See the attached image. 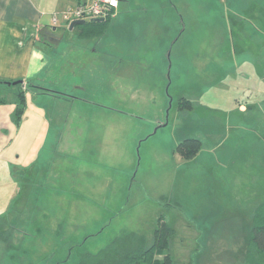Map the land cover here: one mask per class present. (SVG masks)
Returning <instances> with one entry per match:
<instances>
[{
  "label": "rangeland",
  "instance_id": "374dc122",
  "mask_svg": "<svg viewBox=\"0 0 264 264\" xmlns=\"http://www.w3.org/2000/svg\"><path fill=\"white\" fill-rule=\"evenodd\" d=\"M199 1V6L194 9L190 4L186 9L178 2L177 16L168 14L171 26L181 29L184 26L181 40L176 31L173 34L161 31L152 39L156 46L150 47L146 43L149 34L144 41L135 43L146 49L140 57H135L136 62L146 68L151 66L141 74L148 78H143L144 84L128 86L127 77H135L134 71L139 67L123 57L121 60L125 61L120 63L126 66H120L112 81L114 88L119 87L116 94L120 102L111 100L104 92L98 93L101 101L122 112H114L119 115L114 122L121 123L117 130L123 135L116 137L102 154V162L105 167L113 168L112 174L98 169L105 173L99 182L100 179L90 174L96 168L88 165L84 168V177L72 176V186L68 183L72 196L59 193L63 184L57 183L58 192L54 198L45 199L44 207H41L42 203L37 206V201L32 198L35 191L32 183L27 184V190L22 187L24 193L17 207L22 211L24 224L17 225V231L9 228L7 241L1 239L5 233H0V264H75L79 254L97 253L129 233L145 237L149 247L153 244V233L160 218L175 231L168 250L173 264H247L245 255L253 217L257 207L264 202V177H259L261 169L257 166L254 148L259 136H255L252 128L233 129L225 145L219 146L218 143L224 142L225 136L227 139L221 118L235 106V101L248 102L250 99L249 105L255 107L257 79L264 80V72L256 74L254 67L258 54L264 69V24L257 25L255 19L245 18V15L241 18L236 14L233 16L237 8L226 7L224 2L228 0H221L224 6L220 8L204 4L212 0ZM193 10L198 15L189 24L188 16ZM179 13L185 18L183 26L177 22L180 21ZM228 26L235 28L236 34L243 32V40H235V33H229ZM75 33L78 35L79 30L76 29ZM239 45L245 50L242 57L238 53ZM63 49H69L67 40ZM230 54L231 59L226 63ZM239 57L243 61L241 69ZM75 58L77 65H84L89 60L87 55L80 59L73 56V61ZM198 63H203V67ZM35 84L39 88L29 90L26 84L22 88L27 94H38L40 85L37 81ZM88 91L91 96L95 95L91 89ZM182 98L192 100L194 106L208 108L210 114L214 113L215 116H208L200 122L204 126L207 122L216 131L215 135L208 137V130L204 133L196 128L194 134L203 142L201 160L173 167L164 160L158 161L159 150L150 152L147 144L140 151L137 149L139 138L151 125L150 122L144 125L140 120L163 116L173 105V100L176 109ZM131 112H135L136 119L128 117ZM185 112L176 119L177 123L181 122L183 136L191 134L187 132L191 128L188 125L191 118L185 121L182 117ZM199 120L192 118V121ZM58 122L62 121L58 119ZM72 123L77 124L76 119ZM133 123L136 124L134 129ZM68 139L71 142L76 138ZM133 142L137 144L136 152L132 151ZM222 146L228 153L223 152ZM62 159L63 154H57V162ZM72 164H79L78 160H72ZM133 164L135 175L131 173L129 176ZM111 181H116L114 186ZM18 213L17 217L21 218ZM13 218L14 214L11 221Z\"/></svg>",
  "mask_w": 264,
  "mask_h": 264
},
{
  "label": "crops",
  "instance_id": "0c3cea01",
  "mask_svg": "<svg viewBox=\"0 0 264 264\" xmlns=\"http://www.w3.org/2000/svg\"><path fill=\"white\" fill-rule=\"evenodd\" d=\"M178 2H181L186 9L189 4L192 9L200 4L199 0L195 2L120 0L119 8L112 17L106 33L101 37L82 39L75 33L76 26L70 29L71 23L65 22L61 16L63 11L77 5L74 0H0V80L12 82L22 80L24 83L35 80L40 87L49 90L43 93L39 90L38 94L35 92L27 94V109L19 126L14 120L17 91L12 89L5 92L7 103L0 106V206L2 207L0 233L7 232L9 228L17 231V225L24 224L22 211L20 212L21 209L17 204L24 193L22 187L27 190V184H33L35 191L32 193V198L37 201V206L40 207L42 203V207L46 202L45 199L49 200L50 196L54 198V194L58 192L57 183L63 184L59 193L72 196L73 192L67 186L68 183L72 186V176L84 177L86 175L84 168L88 165L96 168L90 174L100 179L99 182H102L105 173L99 172L98 169H105L112 174L113 168L104 166L102 154L109 144L114 143L116 137L123 135L122 133L119 135L117 130L121 123L114 122V119L119 118L114 112H122L101 101L98 93L104 92L111 100L120 102V97L116 94L119 87L114 88L112 81L120 66H126L123 62L120 63L125 61L121 60L123 57H127L129 59L127 61L135 62L139 67L138 71H134L135 77H127L128 86L136 87L141 83L144 84L143 78L146 77L141 74L151 66L146 68L145 65L136 62L135 57H140L146 49L137 47L135 43L144 41L145 36L149 34L146 43L150 44V47L156 46L152 39L161 31L171 34L176 31L181 40L185 30L183 26L185 18L179 13L180 21L177 22L183 26L182 29L175 25L171 26L168 19L169 13L177 16ZM224 3L226 7L237 8L233 16L236 14L235 16L241 18L245 15V18L255 19L257 25L264 24V0H228ZM224 3L221 0H212L204 4L207 7L220 8ZM218 10L221 12L220 9ZM211 12L217 14L216 11ZM53 15H59L56 25L52 21ZM197 15L198 12L193 10L187 22L192 24ZM228 29L229 33L230 31L235 33V28L228 26ZM190 30H193V27ZM243 38V32L235 33V40L242 41ZM255 38H257L256 34ZM66 40L69 49L64 51L63 43ZM256 41L258 46V38ZM76 42H80L79 45ZM238 47L239 56L242 57L245 55V50L240 45ZM177 54L178 49L176 56ZM85 55L89 56V60H86L84 65H77L76 58L73 61V56H79L80 59ZM229 57L226 63L231 59V54ZM240 57L238 65L241 69L243 61ZM262 57L261 54V59ZM198 64L203 67V63ZM254 67L256 74L264 72L258 54ZM135 78L140 83L136 82ZM89 89L96 96H91ZM254 91L256 92L255 107L249 105L250 99L248 102L235 101V106L221 118L228 136L227 139L225 136V141L219 142L218 145H225L228 142L233 129H255V136H259V141L254 146L257 166L261 169L259 177H264L262 170L264 169V80L261 77L257 79ZM207 109L193 106L191 111L183 114L185 121L191 118L188 124L191 128L187 131L191 134L183 136L181 122H176L177 116H181L182 112L178 105L175 109L173 100V105L167 108L163 116L140 120L144 125L145 122H150L151 125L145 131V135L139 138L137 149L140 151L147 144L150 152L160 151L157 156L158 161L164 160V163L173 167L200 161L202 150L194 160L185 161L177 157L179 154L176 153V147L186 138H198L199 136L194 134L196 128L204 133L208 130V137L215 135L213 134L216 131L215 127H210L207 122L204 126L200 122L214 115L207 112ZM128 117L136 119L135 112L129 113ZM193 117L200 120L192 121ZM58 119L62 122H58ZM75 119L77 124L72 123ZM134 126L135 123L133 129ZM72 136L76 139L70 142L68 137L72 139ZM89 143L91 147L88 146ZM136 145L133 142V152H136ZM224 149L223 152L228 153L227 148ZM59 153L63 154L61 162H57ZM135 157L137 159V154ZM72 160H78L79 164L73 165ZM131 160L133 162V159ZM130 168L129 176L136 171L134 164ZM57 170L60 173H57L59 172ZM115 183L116 181H111L112 186ZM15 211L21 218L17 217ZM12 214L14 218L11 221Z\"/></svg>",
  "mask_w": 264,
  "mask_h": 264
},
{
  "label": "trees",
  "instance_id": "16d2710c",
  "mask_svg": "<svg viewBox=\"0 0 264 264\" xmlns=\"http://www.w3.org/2000/svg\"><path fill=\"white\" fill-rule=\"evenodd\" d=\"M111 22L112 18L102 22L86 21L85 24L75 28L79 30L80 38L93 39L103 36ZM9 83L13 82L0 80V106L7 103L2 92L18 88L14 120L15 124L19 126L27 109V91L22 88L24 84L12 86ZM25 84L29 90L36 86L39 88L35 84V80L25 82ZM40 90L41 93L49 91L42 87ZM178 105L181 112L191 111L194 106L193 101L187 98L180 99ZM202 148L203 142L199 138H186L177 145L176 153L183 160L191 161L197 158ZM174 232L167 222L160 218L159 225L153 233L154 241L151 246H146L145 237H136L135 234L129 233L97 253L84 252L79 254V259L75 264H173L172 256L168 250ZM3 233L5 235L2 237L0 235V237L3 241H7V232ZM245 260L247 264H264V202L257 207L253 217Z\"/></svg>",
  "mask_w": 264,
  "mask_h": 264
},
{
  "label": "built area",
  "instance_id": "2783aa9c",
  "mask_svg": "<svg viewBox=\"0 0 264 264\" xmlns=\"http://www.w3.org/2000/svg\"><path fill=\"white\" fill-rule=\"evenodd\" d=\"M77 5L61 13L68 24L78 21L106 20L112 18L119 8V0H74ZM53 24L59 21V15H53Z\"/></svg>",
  "mask_w": 264,
  "mask_h": 264
},
{
  "label": "water",
  "instance_id": "95a60500",
  "mask_svg": "<svg viewBox=\"0 0 264 264\" xmlns=\"http://www.w3.org/2000/svg\"><path fill=\"white\" fill-rule=\"evenodd\" d=\"M95 21L102 22L103 20L102 19H96ZM85 22H86L85 20L74 21V22L71 23L70 29H73L77 25H83V24H85ZM9 84L12 85V86H17L19 84H22L23 85L25 83H24V81L20 80V81H15V82L9 83Z\"/></svg>",
  "mask_w": 264,
  "mask_h": 264
},
{
  "label": "flooded vegetation",
  "instance_id": "af4514ba",
  "mask_svg": "<svg viewBox=\"0 0 264 264\" xmlns=\"http://www.w3.org/2000/svg\"><path fill=\"white\" fill-rule=\"evenodd\" d=\"M59 43V42H58Z\"/></svg>",
  "mask_w": 264,
  "mask_h": 264
}]
</instances>
